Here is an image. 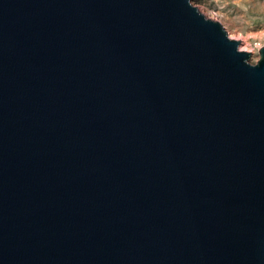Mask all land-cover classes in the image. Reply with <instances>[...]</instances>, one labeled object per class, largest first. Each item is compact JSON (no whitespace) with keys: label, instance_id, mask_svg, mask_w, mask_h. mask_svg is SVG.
<instances>
[{"label":"water","instance_id":"95a60500","mask_svg":"<svg viewBox=\"0 0 264 264\" xmlns=\"http://www.w3.org/2000/svg\"><path fill=\"white\" fill-rule=\"evenodd\" d=\"M190 0H0V264H264V46Z\"/></svg>","mask_w":264,"mask_h":264},{"label":"rangeland","instance_id":"374dc122","mask_svg":"<svg viewBox=\"0 0 264 264\" xmlns=\"http://www.w3.org/2000/svg\"><path fill=\"white\" fill-rule=\"evenodd\" d=\"M207 18L221 23L230 39L239 41V50L250 52L248 62L256 64L259 51L255 42L264 46V0H190Z\"/></svg>","mask_w":264,"mask_h":264},{"label":"built area","instance_id":"2783aa9c","mask_svg":"<svg viewBox=\"0 0 264 264\" xmlns=\"http://www.w3.org/2000/svg\"><path fill=\"white\" fill-rule=\"evenodd\" d=\"M253 47L258 51L262 46L260 43L255 42Z\"/></svg>","mask_w":264,"mask_h":264},{"label":"bare ground","instance_id":"6f19581e","mask_svg":"<svg viewBox=\"0 0 264 264\" xmlns=\"http://www.w3.org/2000/svg\"><path fill=\"white\" fill-rule=\"evenodd\" d=\"M201 13V12H200ZM205 18H207L206 16H205ZM209 19V18H208Z\"/></svg>","mask_w":264,"mask_h":264}]
</instances>
